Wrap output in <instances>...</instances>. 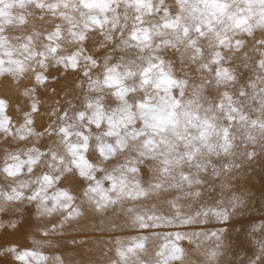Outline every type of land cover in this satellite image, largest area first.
Returning <instances> with one entry per match:
<instances>
[{
	"label": "snow or ice",
	"instance_id": "1",
	"mask_svg": "<svg viewBox=\"0 0 264 264\" xmlns=\"http://www.w3.org/2000/svg\"><path fill=\"white\" fill-rule=\"evenodd\" d=\"M15 2L22 9L31 8L30 14L40 26H29L26 15L15 23L6 19V0H0V87L7 82L20 89L23 84L19 95L28 99L26 107L15 105L20 121L14 122L8 115L13 104L0 97V141L17 145L4 153L0 166L2 178L11 182L0 191V213L10 216L7 223L0 221V228L15 230L12 217L23 219L26 208L22 205H32L33 215L42 221L44 237L58 236L84 215L77 202L79 193L80 200L97 214L118 211L128 227L149 234L137 236L134 246L127 248L116 240L119 260L113 264H128L127 254L145 248L150 237L161 241L155 264H183L180 242L195 236L214 241V247L205 252L206 264H219L222 250L228 248L223 229L193 232L192 236L178 229L207 223L210 217L224 222L239 214L243 199L235 194L218 199L216 188L219 186L221 193L231 191L232 180L240 176L244 165L264 157V0H175L174 8L149 9L146 15L155 12L159 17V22L151 25L138 11L130 38L139 45L143 36L151 47L153 32L161 37L151 67H145L140 75L146 77L158 69L165 87L158 88L162 95L155 102L145 97L126 109L123 97L135 89L124 88L122 94L121 81L110 75L121 65L106 66L102 81L91 78L90 69L98 67L92 49L99 41L94 37L103 33L105 26L118 30L107 14L119 11L120 3L142 6L150 0ZM94 11L103 12V17L93 15ZM106 38L111 41L113 37ZM161 49H172L194 72L203 75L191 80L172 75L173 65L168 61L167 69L164 67ZM82 66H86L82 75L91 95L84 97L83 110L76 112L77 123L67 122L70 117L65 110L58 114L56 125L42 123L37 131V118L43 115L44 106L40 95L51 85L50 69L75 74ZM245 73L251 75L246 78ZM124 75L134 76L135 72L126 66ZM148 82L142 79V83ZM101 86L114 89L117 99L110 102L118 107L105 110ZM141 109L151 110L152 115L145 118ZM52 114L53 109L47 113ZM34 136L37 140L26 144ZM45 137L58 138L69 159L66 161ZM93 139L98 159L89 152ZM40 141H45L43 147L37 146ZM118 156H123V161L114 163ZM145 171L147 180L142 179ZM174 189L180 195L168 198ZM181 198L200 207L182 213L178 206ZM154 200L175 211H161ZM256 231L254 227L241 241L253 247L252 255L241 264H264V226L259 236L254 235ZM45 243L51 247L50 242L33 240L41 248ZM0 257H11L20 264H48L49 260L64 264L55 254L48 257L39 249L20 250L14 245L0 248ZM135 264L143 262L137 259Z\"/></svg>",
	"mask_w": 264,
	"mask_h": 264
},
{
	"label": "bare ground",
	"instance_id": "2",
	"mask_svg": "<svg viewBox=\"0 0 264 264\" xmlns=\"http://www.w3.org/2000/svg\"><path fill=\"white\" fill-rule=\"evenodd\" d=\"M3 11L6 19H12L14 23L20 16L26 15L28 16L29 26H40V22L37 21L36 17L30 14L33 10L31 8L22 9L15 0H6V6ZM66 47L70 46L66 45ZM50 71L53 73L51 85L47 93L41 92L40 95L44 106L41 109L43 115L37 118V131L40 130L42 123L46 124L52 122V119H54V117L48 116L47 113L53 107H58L59 102L62 101L64 103L63 89L66 85L65 78L70 73L61 72L58 68L54 67ZM197 75L199 73L193 71V76ZM249 75L251 73H245L246 78ZM57 79L60 81L59 83L56 82ZM22 87L23 84H21L20 89ZM20 89L14 84L7 82L3 87H0V97L8 99L13 104V107L8 111V115L13 118L14 122L20 121V115L17 113L15 105L20 104L26 107L28 104V99L19 95ZM64 109L67 110V105H65ZM58 114H63V112L59 111ZM44 143L45 141H42L37 146L43 147ZM16 146L12 142L5 144L3 141H0V157L4 154V148L11 150ZM142 178L144 180L148 179L146 171L142 174ZM232 184L237 186V190L242 188L251 194L247 208L228 221L220 222L210 217L207 223L186 225L182 229H178L188 236H192L193 232L210 233L213 231L219 232L223 229L225 231L224 244L228 248L222 250L223 255L220 260L222 264L223 262H226V264H241V262H246L252 255L253 247L247 243L242 245L241 241L245 239V234L253 233L254 227L257 229L254 235L259 236L261 234V226H264V157L256 159L250 165H244V171L238 178L232 180ZM217 185H219L218 179ZM105 187H107V182H105ZM226 193H221L219 186H217L215 195L218 199H226ZM178 195L180 193L177 190H173L168 194V198H174ZM153 202L163 212L170 213L175 211V209L169 208L166 203H162L160 200H154ZM178 206L182 213L194 212L200 207L198 203L183 198L178 202ZM33 213L34 207L28 206L26 207L23 219L17 220L16 217H12L16 222L15 230L8 228L5 231V229L0 228V248L6 245H14L20 250L39 249L48 257H52L54 254L61 257L64 264H113V262L119 260L116 254V240L122 241L121 247L127 248L134 246L132 241L137 236L149 235L147 232L142 233L137 229L124 226L119 229L113 227L103 232L99 229L76 231L67 228L66 231H62L58 236L46 238L43 235L41 227L42 221L35 218ZM9 218V214L0 213V221L7 223ZM33 240L50 242L51 247L45 243L41 248L39 245H34ZM160 243V240L150 237L146 242L145 248L136 249L134 253L127 254L128 264H135L137 259L142 261L143 264H149V262L155 264L157 259L156 251ZM180 246L184 249L183 264H204L206 261L205 252L214 247V241L204 239L203 236H195L192 237L191 241L189 239L181 241ZM0 264H20V262L13 261L11 257H0ZM48 264H51V260H49Z\"/></svg>",
	"mask_w": 264,
	"mask_h": 264
},
{
	"label": "clouds",
	"instance_id": "3",
	"mask_svg": "<svg viewBox=\"0 0 264 264\" xmlns=\"http://www.w3.org/2000/svg\"><path fill=\"white\" fill-rule=\"evenodd\" d=\"M161 6L167 8L175 7V0H150V2H146L142 6H137L135 4L129 3H120L117 5L116 9H113L107 15L110 17L112 23L117 24L118 30L113 31L109 26H105L104 32H98L94 37L95 40L99 41V45L92 49V54L96 56L98 67L95 69H90L91 78L101 80L104 75V69L106 66L112 67L114 65H121L120 69L117 72H113L110 75L119 79L121 81V93L123 94L124 88L127 89H135L130 95L123 97V105L125 109L127 105L131 104L135 106L138 102L144 100L145 97H152L153 101L162 95L158 88H164L165 85L160 83L161 73L158 69H152L146 77H141V73L144 72L145 67H151V56L156 49V46L160 42V35L158 32H153L151 38V47L147 46L144 37L140 36V43L137 45L136 41L130 38V34L133 32V24L134 19L139 11L140 14L143 15V18L146 24H153L159 22V17L155 14L148 16L146 13L150 8L153 10L160 8ZM93 15H100L103 17L104 13L100 11H94ZM119 17V19H117ZM111 35L113 38L109 41L106 37ZM160 54L165 59L164 67L167 69L168 61H171L173 65L171 74L176 76L177 78L183 79L185 77L190 80L193 76V66L185 61H181L180 57L172 51V49H161ZM107 57V60H105ZM130 61H134V63L129 64ZM126 66L131 67L132 71L135 72L134 76H125ZM86 66H82L81 70L76 72L75 74H69L66 79V85L63 89V97L64 104L67 105V110L69 113V121L70 123H77L74 117L78 110H83L84 97L86 95H91L87 90V80L83 77L82 71ZM199 75H203L202 73ZM142 79H148L149 82L147 84L142 83ZM114 89L106 88L101 86V90L99 95H101L105 101V110L111 111V109L118 107V105L111 103L117 99L113 97ZM53 113L51 117L52 124L56 125L59 116V107H53ZM140 112L145 113V118L152 115L151 110L141 109ZM131 113H129V116ZM139 122V121H138ZM93 137L95 133L91 134ZM37 140V137H33L31 140L26 141V144H33L34 141ZM45 141L48 142L53 148H55L58 152L65 156V160L67 161L69 157L64 152L63 147L58 143V138L49 139L48 137L44 138ZM42 142V141H40ZM73 142H78L77 140H73ZM15 143V142H13ZM21 150H23L21 148ZM10 152L8 148H4L3 153ZM90 153L94 154V158L98 159V154H96V147L94 139L91 142V146L89 149ZM123 156H118V158L114 161V163H121L123 161ZM5 160V155L3 154L0 157V166L3 165ZM43 167V165L41 166ZM107 167H111V165H107ZM101 175L102 174H98ZM143 179V178H142ZM11 185L10 181H5L2 178V173H0V191L4 190L6 187ZM175 190V189H174ZM173 191V190H172ZM170 194V193H169ZM240 196L244 201V208L242 211L247 208L248 202L250 199V193L242 188L237 190V186L232 184L231 191L226 193V196L229 197L231 195ZM77 195V202L81 204L84 215L76 222H73L68 226L70 230L76 231H90L99 229L100 231H107L110 228H113L115 225L116 229L122 228L124 226H128L125 217L122 214H119L118 211L109 209L105 214H97L91 205L83 202L79 198V193ZM162 196L164 194H161ZM227 199V198H226ZM32 205H22V207H28ZM151 264V262H149ZM206 264V261L204 262ZM219 264H222L220 261ZM226 264V262H223Z\"/></svg>",
	"mask_w": 264,
	"mask_h": 264
},
{
	"label": "rangeland",
	"instance_id": "4",
	"mask_svg": "<svg viewBox=\"0 0 264 264\" xmlns=\"http://www.w3.org/2000/svg\"><path fill=\"white\" fill-rule=\"evenodd\" d=\"M59 103H60V104H59ZM59 103H58V107H59V109H60L59 111H60V112H64V110H65V109H64V108H65V104H64L62 101L59 102ZM61 105H62V106H61Z\"/></svg>",
	"mask_w": 264,
	"mask_h": 264
}]
</instances>
